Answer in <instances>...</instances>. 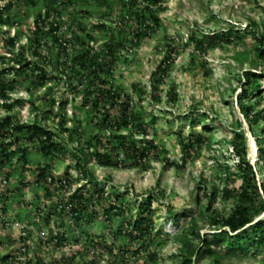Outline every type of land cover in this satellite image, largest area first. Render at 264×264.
<instances>
[{
	"label": "rangeland",
	"instance_id": "1",
	"mask_svg": "<svg viewBox=\"0 0 264 264\" xmlns=\"http://www.w3.org/2000/svg\"><path fill=\"white\" fill-rule=\"evenodd\" d=\"M124 1L0 0V7L9 5L0 17V71L7 70L0 90L5 87L9 95H0V120L12 115L13 122H37L53 130L64 149L50 158L25 133L4 141L8 152L22 148L0 169V264H180L177 237L192 217L209 239L228 229L222 222L239 203L243 181L233 152L238 133L264 182V79L260 93L242 96L247 71L264 77V61L257 62L256 55L264 0H159L154 6L159 25L138 40L133 37L140 25L137 6ZM46 12L51 13L47 32L37 34L35 20ZM52 23L58 24L56 33ZM54 35L68 50L61 51ZM111 39L114 56L106 52ZM86 45L114 61L102 77L119 102L130 97L135 117L130 127L104 125L102 112L109 110L117 120L122 110L104 100L93 104L94 95L88 94L96 88L93 76L80 78L74 61ZM243 102L253 109L248 117ZM140 121L146 134L137 132ZM117 135L151 146L149 157L139 162L121 151L126 164L101 165L94 153L112 147L111 140L116 144ZM198 136L201 142H195ZM44 166L47 178L38 177ZM97 189L105 191V200L97 198ZM78 190L88 202L76 220L69 200ZM149 196L153 212L145 215L154 230L130 238L128 225ZM112 205L123 213L109 214ZM262 218L264 212L254 222ZM245 236V252L229 250L236 239L215 246L224 264H264V248L249 246L250 235ZM198 264L215 263L204 256Z\"/></svg>",
	"mask_w": 264,
	"mask_h": 264
},
{
	"label": "trees",
	"instance_id": "2",
	"mask_svg": "<svg viewBox=\"0 0 264 264\" xmlns=\"http://www.w3.org/2000/svg\"><path fill=\"white\" fill-rule=\"evenodd\" d=\"M142 1V5L138 2ZM127 0L129 2L130 7L135 8L136 11L134 13L139 20V27L134 29L133 37L138 40L143 36L150 33L154 27L158 26L160 23L159 17L155 14L154 6L159 2V0ZM126 1L123 4H127ZM9 5H5L4 7H0V17L3 15V9ZM130 8V9H131ZM132 12V11H131ZM51 18V13L46 12L44 15L39 14L35 20L37 34L47 32L48 23H46ZM52 29H58L57 23L51 24ZM104 26V25H98ZM54 33V34H55ZM55 41L59 44L61 51L68 50L67 42L62 38L54 35ZM259 39L261 45L257 48V62L264 61V31L259 34ZM12 41L14 39H11ZM194 40V39H193ZM115 40H110L105 46L108 47L106 52L110 53L112 56L115 55ZM199 44V42L197 43ZM201 46L202 43L200 42ZM61 51H59L61 53ZM104 57H101L99 53L92 54L88 45L83 49L77 57L74 58V61L81 68L82 73L80 74V78H84L85 76H93V84L96 85L95 89L89 88L88 94L94 95L95 102L93 103L95 106H98L100 100H104V102H110L112 107L119 106L121 107L122 113L121 117L119 116L117 120L112 118V115L109 113V110H105L102 112L103 114V122L104 125L110 123L112 127L119 130L122 127L128 128L132 124H134L133 120L135 117L133 116V112L131 111V105L129 102V96L126 98V101L119 102L120 95L116 92V90L111 86L109 89H105L106 85L109 83L107 79H104L102 75L109 73L110 68L112 67V63L103 60ZM115 58L113 57V60ZM30 64L27 63L25 66L19 67L20 69L17 71H22L24 68L29 67ZM42 73V78H46V74L44 73L43 68H38ZM5 71H0V76ZM264 77L261 73L257 71H247L245 73V81L242 84V96L249 97L253 96L256 93H260L262 90V84L260 83ZM16 79L14 78L13 81ZM43 83V82H41ZM2 85V84H0ZM1 94L3 97L8 98V93L5 87H1ZM67 101L63 102L64 104ZM243 110L245 111L246 116L248 117L250 113L253 112L252 107L245 106L244 102L241 103ZM137 132L145 133L144 123L140 121L137 125H135ZM18 133L27 134V138L30 141H37L39 144L40 151L46 157H55L58 155H62L64 149L62 145L59 143L57 139L56 133L43 126L37 122L34 123H18L13 122L12 115L6 116L4 119L0 120V169H4L6 164L12 159V155L16 153L17 148H22L18 145L16 149L8 152L5 148L4 141L10 139ZM117 138L120 140L115 144L112 140L108 143L112 145V147H106L105 151H96L94 153V157L98 160L101 165L105 166H117L121 163H125L124 159L121 157V151H124L125 157H133L136 160L143 161L148 158L150 155L151 146L148 145H138L134 141H127L124 138H121L117 135ZM116 139V137H115ZM236 139L233 147V152L236 157H238V173L242 177V184L237 190V196L239 198L238 204L235 206L233 212L225 219H223L222 225L228 229H224L220 232L213 233L212 238L209 239L207 235H203L198 229V224L196 218L192 217L191 225L180 236H178V240L181 242L180 247V264H198V260H202L204 256L211 257L214 260L215 264H224L222 262V255H220L216 250L215 246L219 243L225 242L227 238L236 239V241H230L229 250L235 252L240 250L245 252L246 247L241 244L243 240L247 237L245 236L249 233L250 238H248L249 246L255 247L256 250H260L264 248V218L259 219L254 222L255 217L261 212H264V182H259L258 180V172L255 167L251 164V162L247 159L248 155V146L245 143H241L239 140L243 139V134H236ZM202 137H197L195 142H201ZM239 141V142H238ZM11 141L10 145L16 144L19 142V138H15L14 142ZM100 142V141H99ZM146 143H152V141H146ZM193 141L191 140V144ZM145 144V143H144ZM109 146V145H108ZM22 156H24V151L22 150ZM116 154L117 160L114 159L113 154ZM261 158L264 160V147H260ZM4 156V157H2ZM121 157V159H120ZM120 161H119V160ZM126 164V163H125ZM137 164V163H135ZM81 167V165H80ZM41 173L38 177L47 178L45 166L40 169ZM9 176V175H8ZM51 182H55V177L51 174L49 176ZM68 178V176H67ZM66 181V180H65ZM83 188V187H81ZM98 193L97 198L105 200V191L103 189H97ZM224 192H228L226 189ZM151 196H149L145 201H143L139 205V216L135 219L133 223L128 225V231H126L127 236L130 238H144L145 236H149L152 234L154 230V221L151 217L145 215L146 213L151 214ZM88 199L85 197V194L82 191H76L70 195L69 205L72 207L73 217L78 220L82 219V215L84 213L85 208L87 207ZM258 206V207H257ZM108 211L109 214H122L123 210L121 207L117 205H112ZM86 212V211H85ZM107 213V214H108ZM110 216V215H109ZM129 228H132L129 230ZM121 233V231H119ZM135 232L138 234L135 235ZM238 232V233H237ZM250 232H252L250 234ZM237 233V234H235ZM211 234V233H210ZM194 238V240L192 239ZM62 239V238H61ZM197 239V243L195 242ZM248 248V247H247Z\"/></svg>",
	"mask_w": 264,
	"mask_h": 264
},
{
	"label": "bare ground",
	"instance_id": "3",
	"mask_svg": "<svg viewBox=\"0 0 264 264\" xmlns=\"http://www.w3.org/2000/svg\"><path fill=\"white\" fill-rule=\"evenodd\" d=\"M251 146H252V151L255 152V150L257 149V145L254 140H252Z\"/></svg>",
	"mask_w": 264,
	"mask_h": 264
},
{
	"label": "built area",
	"instance_id": "4",
	"mask_svg": "<svg viewBox=\"0 0 264 264\" xmlns=\"http://www.w3.org/2000/svg\"><path fill=\"white\" fill-rule=\"evenodd\" d=\"M66 181L64 180V183H65Z\"/></svg>",
	"mask_w": 264,
	"mask_h": 264
}]
</instances>
